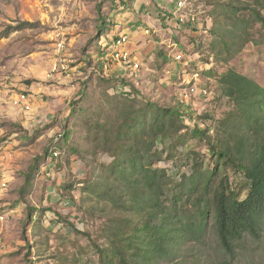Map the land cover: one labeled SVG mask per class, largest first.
<instances>
[{
	"label": "rangeland",
	"instance_id": "obj_1",
	"mask_svg": "<svg viewBox=\"0 0 264 264\" xmlns=\"http://www.w3.org/2000/svg\"><path fill=\"white\" fill-rule=\"evenodd\" d=\"M175 1L0 0V215L4 217L0 220V264H99L92 241L107 246L105 233L112 217H128L137 223L138 209H130V202L124 207L117 190L113 201L91 190L106 172L113 148L90 138L88 125L99 116L117 123L123 107L122 91L115 87L118 82L103 81L97 64L104 54L101 43L122 33V26L140 24L151 31L142 35L150 43L139 57V76L128 81L130 89L134 87L159 106L175 103L185 86L183 77L192 67L180 70L185 68L182 62L179 71L170 67V42L177 41L178 48L192 57L200 51L201 65L207 52L212 54L199 81L209 93L195 95L187 105L196 119L211 127L214 143L233 144L238 137L237 129L227 125L235 119L233 104L221 95L218 81L231 68L264 87V27L253 14L256 9L264 16V0H187L201 19L198 32L204 28L202 18L209 17L205 32L194 35L165 15ZM125 11L131 12L127 17L134 21L109 25L110 18ZM56 30L66 37L72 69L69 75L47 79L54 59L51 35ZM192 35L195 42L189 44L194 41ZM129 50L136 52V47ZM22 91L30 94V110L12 105ZM74 100L78 101L72 108ZM144 103L138 97L135 109ZM205 114L208 118H199ZM144 119L149 120L148 116ZM64 127L69 129L68 140L60 154L50 156L52 143ZM165 134L156 139L147 157L169 175L171 186L165 190L169 198L178 193L179 182L187 180L201 159L203 167L212 168L215 158L206 140L195 138L189 129L176 134L165 129ZM145 139L148 146L151 139ZM217 168L215 182L223 176H229L233 185L242 181L232 167ZM183 186L186 197L182 193L184 210L180 206L179 212L194 218L199 189L189 193L188 183ZM212 222L210 216L203 233L196 235L197 242L183 239L174 255L152 264H264V232L259 238L243 235L229 254L219 244Z\"/></svg>",
	"mask_w": 264,
	"mask_h": 264
},
{
	"label": "trees",
	"instance_id": "obj_2",
	"mask_svg": "<svg viewBox=\"0 0 264 264\" xmlns=\"http://www.w3.org/2000/svg\"><path fill=\"white\" fill-rule=\"evenodd\" d=\"M253 14L264 27L261 12L253 9ZM165 15L172 16L166 12ZM115 23L113 18L109 19V25ZM190 26L181 28H189L193 35L201 33L197 27ZM193 35L194 41L189 44L195 42ZM101 67L102 62L97 64V73L99 71L103 81L115 80L118 82L115 87L125 86L128 91L119 93L123 97V107L117 123L112 120L110 124L109 116H99L100 119L90 121L88 125L90 138L99 139L104 147L113 148L112 160L104 166L106 172L91 186V190L103 193L111 201L117 190L121 204L127 207L126 202H130V209L137 208L139 215L137 223L128 217H112V224L107 226L105 233L106 247L92 241L98 252L99 264H152L155 259H168L177 252V246L183 239L197 242L196 235L203 233L210 216L218 242L229 254L233 252L234 242L243 235L259 238L264 232V87L231 68L219 78L220 93L228 97L235 112V119L227 125L236 128L239 134L233 144L225 141L220 146L211 139V127L196 119L192 107L179 97L171 106H159L134 87L130 89V81H134L132 77L121 76L117 72L104 77ZM83 96L82 90L79 97ZM138 97L145 103L135 109ZM77 101L71 102L72 108ZM146 116L148 121L144 119ZM199 118H208V115ZM165 129H172L174 134L189 129L195 138L206 140L208 151L215 158L212 168L203 167L201 159L187 180L179 182L178 193L169 198L165 192L171 186L169 175L164 167L150 162L147 157L156 139L166 136ZM68 133L69 129L64 127L60 137L53 141L52 148L60 151L68 140ZM147 137L151 139L148 146ZM217 166L232 167L239 172L242 181L233 185L229 176H223L215 182ZM184 183H188L186 192L199 189L194 201V218L179 212L180 206L184 210L181 205L182 193L186 197ZM146 207L150 210L146 211Z\"/></svg>",
	"mask_w": 264,
	"mask_h": 264
},
{
	"label": "built area",
	"instance_id": "obj_3",
	"mask_svg": "<svg viewBox=\"0 0 264 264\" xmlns=\"http://www.w3.org/2000/svg\"><path fill=\"white\" fill-rule=\"evenodd\" d=\"M166 13H170L172 16L170 19L174 20L175 26L180 28L184 25L196 26L200 23V17L198 16V11L193 9L187 3V0H176L172 9ZM204 22V28L201 32H205V27L209 22V17L202 18ZM117 22L115 23V25ZM190 26V27H191ZM144 34H150L151 31L149 28L143 29ZM51 40L53 43V52L54 59L51 62V65L46 73V77L53 78L59 74L69 75L68 72L72 69L69 67V59L67 58L66 49H67V40L64 35L59 30H56L53 35H51ZM130 41V36L126 32L119 33L116 35L111 41L107 42V40L101 43L102 51L104 54L99 58L102 62L101 73L102 76L108 77L111 73L118 71V74L121 76H129L136 78L139 76V72L141 69V60L139 56L129 50L127 48V44ZM169 47L171 51H169L168 58L175 61L178 65L179 63H183L185 68H190L188 73H186V77H183L185 81V86L180 92V100L184 103H188L192 97L195 95H207L209 91L203 87L199 81L201 77V72L206 66L212 62V55L207 54L206 61H204V65H201L199 56H201V52L198 51L197 57H192L190 53L182 52L181 49L178 48V42H170ZM166 73L169 74L170 70L166 69ZM131 75V76H130ZM121 90L128 91V88L125 86L119 87ZM12 105L14 107H18L22 110H30L31 108V99L28 91L19 92L13 99ZM60 133L55 138L58 139ZM60 154V151L57 149H52V156L55 157ZM2 187L5 186V183H1ZM4 217L0 215V220Z\"/></svg>",
	"mask_w": 264,
	"mask_h": 264
},
{
	"label": "crops",
	"instance_id": "obj_4",
	"mask_svg": "<svg viewBox=\"0 0 264 264\" xmlns=\"http://www.w3.org/2000/svg\"><path fill=\"white\" fill-rule=\"evenodd\" d=\"M127 14H131L130 11H125V13H122L121 15L115 17L116 19L113 18L114 22H118V23H128L130 21H132L133 19L131 17H127ZM131 18V19H130ZM134 21V20H133ZM121 26V25H120ZM143 26H141L140 24L137 25H130V26H122L121 32H126L129 34L130 36V41L127 44V48L130 46H135L136 47V53L139 57L141 56V53L143 55V53L145 52L144 50H146L148 44L150 43V40H147L144 38V32H141V29ZM147 35V34H146ZM154 43V42H153ZM143 48V50H142ZM173 52V51H171ZM164 59L167 58L166 54H163L162 56ZM171 68H174L175 71H179V67L178 64L172 60L171 64H170Z\"/></svg>",
	"mask_w": 264,
	"mask_h": 264
}]
</instances>
